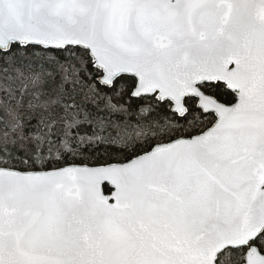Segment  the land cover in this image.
Here are the masks:
<instances>
[{
    "label": "snow or ice",
    "instance_id": "1",
    "mask_svg": "<svg viewBox=\"0 0 264 264\" xmlns=\"http://www.w3.org/2000/svg\"><path fill=\"white\" fill-rule=\"evenodd\" d=\"M0 264H264V0H0Z\"/></svg>",
    "mask_w": 264,
    "mask_h": 264
},
{
    "label": "trees",
    "instance_id": "2",
    "mask_svg": "<svg viewBox=\"0 0 264 264\" xmlns=\"http://www.w3.org/2000/svg\"><path fill=\"white\" fill-rule=\"evenodd\" d=\"M111 151H113V152H114V151H115V149H111Z\"/></svg>",
    "mask_w": 264,
    "mask_h": 264
}]
</instances>
